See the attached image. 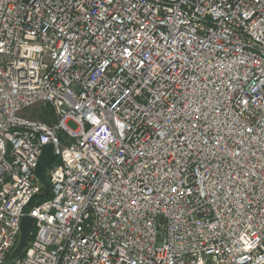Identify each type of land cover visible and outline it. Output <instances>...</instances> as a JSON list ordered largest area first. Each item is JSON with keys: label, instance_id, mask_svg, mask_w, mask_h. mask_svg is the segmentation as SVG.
Listing matches in <instances>:
<instances>
[{"label": "built area", "instance_id": "1", "mask_svg": "<svg viewBox=\"0 0 264 264\" xmlns=\"http://www.w3.org/2000/svg\"><path fill=\"white\" fill-rule=\"evenodd\" d=\"M0 264H264V0H0Z\"/></svg>", "mask_w": 264, "mask_h": 264}, {"label": "water", "instance_id": "2", "mask_svg": "<svg viewBox=\"0 0 264 264\" xmlns=\"http://www.w3.org/2000/svg\"><path fill=\"white\" fill-rule=\"evenodd\" d=\"M55 162L54 147L52 145H47L44 147L43 155L36 168V175L41 181L44 187V195L48 196L50 194V182L48 180V172L53 163ZM35 220L31 217L25 216L21 223V233L20 239L17 247L10 256V260L14 261L18 259L24 250L27 248L30 241V236L34 227Z\"/></svg>", "mask_w": 264, "mask_h": 264}, {"label": "trees", "instance_id": "3", "mask_svg": "<svg viewBox=\"0 0 264 264\" xmlns=\"http://www.w3.org/2000/svg\"><path fill=\"white\" fill-rule=\"evenodd\" d=\"M34 116L37 117L38 119L42 120L45 123L51 124L53 122V111L48 107V109H45V107H41L40 110L34 109L33 112ZM59 163L58 159L54 162V165H57ZM44 193V192H43ZM40 194L36 199H34V201L32 202V204L30 205L31 207H34L36 205H39L47 200H49L51 198V194H49L48 196H45L44 194ZM34 234H32L30 236V239H32ZM11 263V261L9 262Z\"/></svg>", "mask_w": 264, "mask_h": 264}, {"label": "rangeland", "instance_id": "4", "mask_svg": "<svg viewBox=\"0 0 264 264\" xmlns=\"http://www.w3.org/2000/svg\"><path fill=\"white\" fill-rule=\"evenodd\" d=\"M41 107H45V109H48V106H43V105L37 106L35 109L40 110ZM33 112H34V109L31 110L30 112L26 113L25 115L30 117V118L38 119L37 117L34 116ZM53 121H54V117H53ZM68 127L75 130L77 128V125L70 122V123H68Z\"/></svg>", "mask_w": 264, "mask_h": 264}]
</instances>
